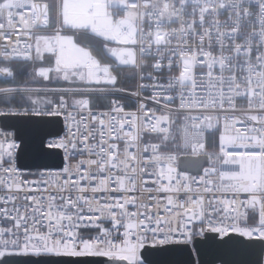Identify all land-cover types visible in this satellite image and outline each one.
I'll use <instances>...</instances> for the list:
<instances>
[{"label": "built area", "instance_id": "built-area-1", "mask_svg": "<svg viewBox=\"0 0 264 264\" xmlns=\"http://www.w3.org/2000/svg\"><path fill=\"white\" fill-rule=\"evenodd\" d=\"M93 1L105 4L106 16L97 18L88 10L93 27L84 33L131 50L119 55V63H102L94 56L85 64L65 62L59 35L79 30L63 27L64 0H55L52 27L44 1L0 0L1 81L10 76L6 62L31 58L35 34L51 33L52 60L44 70H78L85 85L97 84L81 91L0 87V98L78 92L106 95L108 106L91 111L110 112L113 102L123 106L120 120L130 128L119 133L118 159L135 175L145 198L146 178L155 180V187L171 183L183 193L182 199L196 197L206 209L230 202L231 214L244 227L257 226L258 214L264 210V0ZM118 18L124 21L117 23L116 38L127 41H118L111 32ZM183 61L189 64L184 73ZM117 67L134 70L131 89L102 85L113 81ZM161 143L171 148L161 150ZM128 146L134 151H128ZM200 154L206 162L199 172L177 168L180 155ZM148 186L159 195L153 185ZM249 213L255 215V224L242 223ZM5 223L0 221V226Z\"/></svg>", "mask_w": 264, "mask_h": 264}, {"label": "snow or ice", "instance_id": "snow-or-ice-1", "mask_svg": "<svg viewBox=\"0 0 264 264\" xmlns=\"http://www.w3.org/2000/svg\"><path fill=\"white\" fill-rule=\"evenodd\" d=\"M122 107L113 102L110 112H92L89 101L69 105L47 96L32 97L20 109L0 107V118L63 121L62 135L41 141L42 151L56 157L51 164L27 162L18 130L0 124V221L6 222L0 264H148L147 251L190 245L198 255L196 246L209 241L264 242V210L258 225L247 228L231 214L230 202L206 209L196 197L182 199L171 183L155 187L147 178L145 198L118 159L119 133L130 128L120 120ZM160 179L163 184L162 172ZM66 257L81 259H60ZM94 257L106 259H87Z\"/></svg>", "mask_w": 264, "mask_h": 264}, {"label": "water", "instance_id": "water-1", "mask_svg": "<svg viewBox=\"0 0 264 264\" xmlns=\"http://www.w3.org/2000/svg\"><path fill=\"white\" fill-rule=\"evenodd\" d=\"M0 124L13 125L23 140L25 159L27 162L51 164L56 157H51L41 149V141L62 131V118H45L30 120L23 117L0 118ZM62 154V153H61ZM206 156L180 155L177 160L179 170L196 173L205 164ZM177 246L166 252H145L148 264H260L264 255V242L248 241L242 237H234L228 244L220 245L212 241L196 246ZM75 260L81 258H60ZM89 260L106 258H87Z\"/></svg>", "mask_w": 264, "mask_h": 264}, {"label": "rangeland", "instance_id": "rangeland-1", "mask_svg": "<svg viewBox=\"0 0 264 264\" xmlns=\"http://www.w3.org/2000/svg\"><path fill=\"white\" fill-rule=\"evenodd\" d=\"M61 7H64V14L62 16L63 19V27L65 28H74L85 32L92 28V16L97 18H103L105 15V4L102 2H94L93 0H64ZM90 10L92 12V16L87 14V11ZM123 19H117L111 26V32L113 37L118 41H127L128 39L117 37V23H123ZM133 32V30H132ZM53 35L51 33H37L34 35L33 41V53L32 58L34 60H38L41 58L43 53L51 54V48L53 47ZM59 44L64 48L65 62L73 63V64H85L89 61L90 53L87 48L82 47L73 42L72 36L70 32H63L59 35L58 38ZM104 51L107 52L113 59L114 63H119V55L123 51H128L129 54L132 53L131 50L126 48L114 47L112 45H105ZM52 60V57H51ZM130 60V58H129ZM189 64L186 61L182 62V73L186 71ZM46 66L37 67L35 72L37 75L42 76L43 78L50 79L51 82L65 84L61 87L64 90H85L91 89L89 86H84L83 76L78 70H74L72 72H63V71H46L44 70ZM183 78V74H182ZM184 79V78H183ZM83 84V85H82ZM113 82L107 83L106 85H112ZM75 93V92H74ZM79 94L73 93H65L64 95H60L59 98L64 97L65 100L70 105L73 101L86 100L88 101V96L90 94H83V92H78ZM40 95H30V97H26L28 99L32 97H37ZM46 95H42L43 97ZM58 98V99H59ZM154 139H159L158 136H152Z\"/></svg>", "mask_w": 264, "mask_h": 264}, {"label": "trees", "instance_id": "trees-1", "mask_svg": "<svg viewBox=\"0 0 264 264\" xmlns=\"http://www.w3.org/2000/svg\"><path fill=\"white\" fill-rule=\"evenodd\" d=\"M44 1L47 5L49 27L53 26L54 11H55V0H36ZM73 42L88 49L90 55L94 56L98 61L102 63L113 62L112 57L104 51V46L107 44L102 43L96 38L81 32H70ZM33 56V55H32ZM27 61H8L6 64L10 67V76L8 79L1 81L0 87L10 86H33V87H46V88H58L64 85V82L54 83L50 79L43 78L36 74L35 70L40 66H47L50 64L51 55L43 53L41 58L34 60L33 58ZM113 84L109 86L119 87L124 89H131L133 85L134 70L127 67H117L114 69ZM83 85V84H82ZM97 84H91L90 86H96ZM103 86L106 84H102ZM87 86V85H84ZM52 100H58L57 94L46 95ZM88 101L90 102L91 108L99 109L106 108L108 106V96L106 95H89ZM28 99L23 95H11L0 98V106L14 107L26 105ZM166 143H161L160 149H170ZM244 224H255L256 217L253 213H249L246 218L242 220Z\"/></svg>", "mask_w": 264, "mask_h": 264}, {"label": "crops", "instance_id": "crops-1", "mask_svg": "<svg viewBox=\"0 0 264 264\" xmlns=\"http://www.w3.org/2000/svg\"><path fill=\"white\" fill-rule=\"evenodd\" d=\"M74 29V28H73Z\"/></svg>", "mask_w": 264, "mask_h": 264}]
</instances>
